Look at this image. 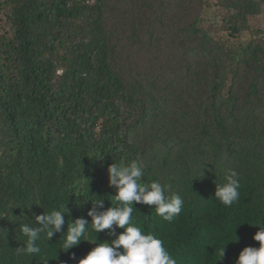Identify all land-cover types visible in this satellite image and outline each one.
<instances>
[{
	"label": "trees",
	"instance_id": "1",
	"mask_svg": "<svg viewBox=\"0 0 264 264\" xmlns=\"http://www.w3.org/2000/svg\"><path fill=\"white\" fill-rule=\"evenodd\" d=\"M263 9L264 0H0V264L84 257L95 244L62 252V233L71 219L91 222V200L119 206L107 167L132 161L142 182L183 200L171 221L150 205L132 214L175 259L235 264L258 247L264 30L253 20ZM230 170L240 195L225 206L215 184ZM62 204V233L42 232L38 254L18 251L20 225ZM85 236L114 239L91 225Z\"/></svg>",
	"mask_w": 264,
	"mask_h": 264
},
{
	"label": "clouds",
	"instance_id": "2",
	"mask_svg": "<svg viewBox=\"0 0 264 264\" xmlns=\"http://www.w3.org/2000/svg\"><path fill=\"white\" fill-rule=\"evenodd\" d=\"M107 175L108 187L115 190L114 198L120 202L119 206L104 209L105 199L91 200L92 207L87 212L91 222L83 217L71 219V223H67L66 232L63 233L65 216L70 215L68 203L60 205L58 209L43 211L42 214L35 215L33 224L20 225L19 229L27 239L18 251L38 254L41 249L37 241L42 232L46 233L48 240L62 233V252L78 246L82 241L95 244L82 258L77 259L75 254H72L70 259L74 264H185L181 260H188L190 264H204L201 259H175L163 240L152 233H145L132 220L134 204L154 206L156 214L163 220H173L182 209L183 200L180 195L172 193L169 185L161 184L157 180L142 182L144 171L136 161L126 165L111 163L107 167ZM215 185L214 198L223 205L231 206L239 199L240 182L236 171L230 170L223 182ZM24 208L31 210V205ZM37 224L40 226L37 227ZM89 225L96 234L108 230L109 236L114 239L97 243L95 238V241L90 242L85 236ZM256 227L258 231L252 239L259 242V246L244 247L239 252L235 264H264V225ZM116 229L123 231L117 234ZM225 246L218 251L219 261L224 256Z\"/></svg>",
	"mask_w": 264,
	"mask_h": 264
},
{
	"label": "rangeland",
	"instance_id": "3",
	"mask_svg": "<svg viewBox=\"0 0 264 264\" xmlns=\"http://www.w3.org/2000/svg\"><path fill=\"white\" fill-rule=\"evenodd\" d=\"M253 25L257 28H261L264 30V9H263V13H261V15L254 18Z\"/></svg>",
	"mask_w": 264,
	"mask_h": 264
}]
</instances>
